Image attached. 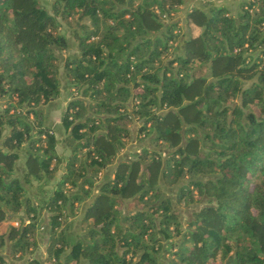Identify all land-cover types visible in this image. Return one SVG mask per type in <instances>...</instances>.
I'll list each match as a JSON object with an SVG mask.
<instances>
[{
    "label": "trees",
    "instance_id": "16d2710c",
    "mask_svg": "<svg viewBox=\"0 0 264 264\" xmlns=\"http://www.w3.org/2000/svg\"><path fill=\"white\" fill-rule=\"evenodd\" d=\"M180 5L190 7L185 35L172 17ZM263 53L264 0L234 10L212 0H50L49 10L0 0V226L17 220L0 231V264H264ZM59 67L64 157L43 114L60 94ZM134 116L171 149L161 157L143 145L109 177ZM158 171L185 179L175 203L202 201L184 225L156 191ZM84 199L83 232L69 245L66 220ZM38 238L44 255L32 252Z\"/></svg>",
    "mask_w": 264,
    "mask_h": 264
},
{
    "label": "rangeland",
    "instance_id": "374dc122",
    "mask_svg": "<svg viewBox=\"0 0 264 264\" xmlns=\"http://www.w3.org/2000/svg\"><path fill=\"white\" fill-rule=\"evenodd\" d=\"M40 1L43 2L45 4L46 8L49 10L50 0H40ZM236 1L240 2V0H236ZM237 7H238V4H237ZM180 8L181 9H178L175 12H173L172 17L178 19V22H179V26H178L179 28H177L178 32L182 33V35L183 34L185 35V33H187L188 30L186 29L185 24H184V16H185L186 11H188V9L190 7H182V5H180ZM60 24L61 25H60L59 28H57V30H59L61 32H64L66 34L69 33L68 32V30H69L68 29V24L65 21H62ZM173 30H176V28H174ZM169 55H170V53H165L162 58H165L166 56H169ZM261 58L264 60V53L261 54ZM59 77H60V81H61L60 83L63 86V84H65V82H64L65 81V76L62 73V68L61 67H59ZM63 93H66V92L63 91ZM60 96H58V97H60ZM58 97L56 98L55 102H53V103L46 102L44 104V106L46 107V110H47V108H49V110L52 109L51 114H49V115H52V117L54 119L60 118L59 117L60 114L58 115V110H59V106L61 105V101L58 100ZM61 97H63V96H61ZM64 104H62L63 105L62 110L66 106V104L65 105ZM43 114H44V112H43ZM47 115H48V113H47ZM58 120H60V119H58ZM126 124H127L128 128H129V134L123 138L124 145L120 148V150L123 149L125 153H129L128 154L129 157H132V158L135 157L134 152L135 153L139 152L140 148L143 145L145 146L146 144L149 145L151 148L157 150L160 153L161 157H165L166 156V150L167 149L168 150L171 149L166 144H164L163 141H154L153 139H151L150 135L153 134V131L150 130V131H148L146 133V130L144 129V130H141L139 132L138 131V127L141 124V120L136 118L135 116H134V120L131 118V120L127 121ZM146 125L148 126V123H146ZM60 130L64 132V128L62 126L60 127ZM200 147L203 150L207 151V147L206 146L204 147L202 145V143H200ZM149 152L152 153L150 150H149ZM149 157H150V155L148 154L146 159H148ZM108 176L110 177V175H108ZM96 177L97 178L101 177V173L97 174ZM184 182H185L184 178H178L175 182H169L167 180V178L162 179L161 175H160V172L158 171L156 179H155V184H154V186L156 188V191H158V195L159 196H166V197H168L170 199L171 206L177 210V212L179 214V220L182 223V225L185 224V221H186V218L188 217V214L190 215L191 211H193L197 207V205H199L202 202L201 199H199V196H198V198H196L194 201H182V202H179V203H177V202L175 203V201L173 199L174 192H175L176 188L179 186V184L184 183ZM36 189L37 188L35 186H33V187H31L30 191L31 192H35ZM193 193L195 194L194 191H193ZM148 196L149 195H147V197ZM149 199L152 200L153 198L149 197ZM134 206L135 205L133 204V202L131 200V197L130 198H126V199H124V203L122 204L121 211L125 212L126 208H133ZM139 206H146V204L139 203ZM73 212H74V210H73ZM75 215H77V214H75ZM38 221H40V216H39ZM67 221H68V219L66 220V222ZM37 236H40V234H37ZM177 237H178V235L175 234L172 238L175 239ZM39 238L37 239V244L34 247L32 252L38 251L39 248L42 249V253L45 251L44 250L43 241L40 240ZM1 249H3V246H1Z\"/></svg>",
    "mask_w": 264,
    "mask_h": 264
},
{
    "label": "crops",
    "instance_id": "0c3cea01",
    "mask_svg": "<svg viewBox=\"0 0 264 264\" xmlns=\"http://www.w3.org/2000/svg\"><path fill=\"white\" fill-rule=\"evenodd\" d=\"M212 1L214 3H222V4L226 5L230 10L236 9L237 4L239 3L236 0H216V1L212 0ZM63 91L66 92V93H63ZM60 95L63 96V97H61ZM58 96H60L61 98L58 97ZM58 96H57L58 100L61 101V105L59 106V110H58V115H59L61 110H62V108H63L62 104H64V103L66 104V102H67V100L69 98L67 87L61 86L60 87V94ZM56 98L51 99L48 102L53 103V102L56 101ZM48 110H49V108H47V110H46V107L44 106L45 123L48 124L51 128H53L54 135L57 137V143L55 145L56 151L62 157H64L69 152L68 148L63 146L58 141L60 136H62V134H64V132L60 130L61 126H60V121L58 120L59 118L54 119L52 117V115H49V114H51L52 109H50L49 111ZM47 113H48V115H47ZM128 154L129 153H125L123 149L118 151V153L115 156V158L113 159V161L108 164L107 168L104 169V171L108 175L111 176L112 175V171L114 170L117 162L119 160H121V159L128 158L129 157ZM14 169H15L16 174H18L19 176L22 175L23 171L25 170L24 163H23V154H21V153L19 154L18 159L15 161ZM61 169H62V165L59 164L58 168H57V171H56V174H55L56 177L61 172ZM56 177H54V178L50 179L49 181H47V183H45L42 187H44L46 189L51 188L53 183H54V181H55V179H56ZM35 182L36 181L34 179H31L29 182H26V183L23 182V185H24V188H25V191H26L27 194L33 193V192L30 191V189H31V187L35 186ZM89 201H90V199H84V200L80 201L79 203L75 204V207L73 209L74 212L68 218L67 227L65 229V235H66V239H67L69 245H71L73 242H75L76 239L83 232L82 226H81V222H82V219H83V216H84V211H85ZM19 213H21V211ZM75 214H77V215H75ZM26 220H27V218H25V221ZM14 222L17 223V220H10L8 222L7 221L3 222L1 224V226H0V231L3 230L7 226V224H13L14 225L15 224ZM8 244H9V241L5 240V243L3 244V249L7 250ZM39 249H38V251L34 252L38 256L42 254V249H40V250ZM25 258H26V256L25 257H21V258H12L10 260V263L11 264H25ZM59 264H63L62 261ZM70 264H72V263H70ZM78 264H81V263H78Z\"/></svg>",
    "mask_w": 264,
    "mask_h": 264
},
{
    "label": "built area",
    "instance_id": "2783aa9c",
    "mask_svg": "<svg viewBox=\"0 0 264 264\" xmlns=\"http://www.w3.org/2000/svg\"><path fill=\"white\" fill-rule=\"evenodd\" d=\"M134 101L136 102V100H134ZM38 222H39V221H38ZM38 222H37V223H38ZM14 223L17 224L16 222H14ZM15 224H14V225H15ZM42 228H43L42 224H39L37 229H38V231L40 232V231L42 230ZM39 232H38V234H39ZM17 254H18V253H15L14 255H17ZM44 254H45V251H44L41 255H44ZM28 255H29V254H28ZM31 264H34V263L32 262ZM43 264H47V262H43Z\"/></svg>",
    "mask_w": 264,
    "mask_h": 264
}]
</instances>
